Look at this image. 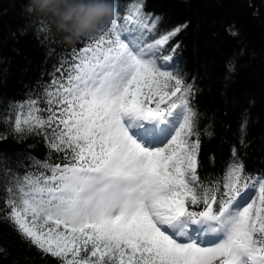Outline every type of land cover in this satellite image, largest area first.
<instances>
[{
	"label": "snow or ice",
	"instance_id": "1",
	"mask_svg": "<svg viewBox=\"0 0 264 264\" xmlns=\"http://www.w3.org/2000/svg\"><path fill=\"white\" fill-rule=\"evenodd\" d=\"M133 3L0 119V142L42 136L48 149L28 157L36 172H0V219L58 264H264V174L246 173L232 146L222 179L201 180L197 89L167 67L188 24L157 36L163 17Z\"/></svg>",
	"mask_w": 264,
	"mask_h": 264
},
{
	"label": "trees",
	"instance_id": "2",
	"mask_svg": "<svg viewBox=\"0 0 264 264\" xmlns=\"http://www.w3.org/2000/svg\"><path fill=\"white\" fill-rule=\"evenodd\" d=\"M26 3L0 0V119L10 115V104L40 95L61 60L71 61L72 49L85 46V38L74 46L62 43L51 21L27 13ZM116 6L124 16L134 3L116 0ZM144 11L163 17L157 36L176 25L188 24L168 46L180 44L168 67L197 89L192 107L198 111L201 133V180L222 179L232 158V146L237 147L246 173L264 174V0H145ZM254 11L258 14L253 15ZM230 25L237 36L226 30ZM229 64L235 65L234 72L228 71ZM55 75L60 77L59 72ZM40 107L46 105L41 103ZM244 116L248 118L247 148L238 141ZM5 131L8 129L0 123V132ZM47 152L42 136L20 139L9 134L0 142V172H36L28 157L44 160ZM61 156L53 152L51 162H58ZM4 209L0 199V210ZM5 211H0V217ZM0 249V264H58L22 239L3 219Z\"/></svg>",
	"mask_w": 264,
	"mask_h": 264
},
{
	"label": "clouds",
	"instance_id": "3",
	"mask_svg": "<svg viewBox=\"0 0 264 264\" xmlns=\"http://www.w3.org/2000/svg\"><path fill=\"white\" fill-rule=\"evenodd\" d=\"M25 10L51 21L62 43L74 46L116 15V0H27Z\"/></svg>",
	"mask_w": 264,
	"mask_h": 264
},
{
	"label": "rangeland",
	"instance_id": "4",
	"mask_svg": "<svg viewBox=\"0 0 264 264\" xmlns=\"http://www.w3.org/2000/svg\"><path fill=\"white\" fill-rule=\"evenodd\" d=\"M168 67V66H167ZM154 143H157L159 144V141H154ZM253 195L252 191L249 190V192L245 195L244 197V200H247L249 197H251ZM244 201L242 200L241 203H243ZM201 243L203 244H207L209 242H207L206 240L203 239V237H201V240H200Z\"/></svg>",
	"mask_w": 264,
	"mask_h": 264
}]
</instances>
